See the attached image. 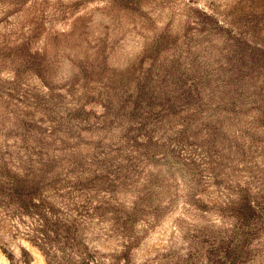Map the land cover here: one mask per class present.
I'll list each match as a JSON object with an SVG mask.
<instances>
[{"label":"rangeland","instance_id":"1","mask_svg":"<svg viewBox=\"0 0 264 264\" xmlns=\"http://www.w3.org/2000/svg\"><path fill=\"white\" fill-rule=\"evenodd\" d=\"M0 264H264V0H0Z\"/></svg>","mask_w":264,"mask_h":264}]
</instances>
